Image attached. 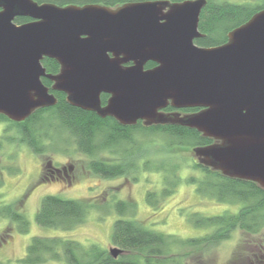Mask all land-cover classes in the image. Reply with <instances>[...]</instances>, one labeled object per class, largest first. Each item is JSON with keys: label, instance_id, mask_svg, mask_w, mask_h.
I'll use <instances>...</instances> for the list:
<instances>
[{"label": "water", "instance_id": "1", "mask_svg": "<svg viewBox=\"0 0 264 264\" xmlns=\"http://www.w3.org/2000/svg\"><path fill=\"white\" fill-rule=\"evenodd\" d=\"M207 0L60 6L0 0V113L23 121L57 97L123 125L179 124L214 139L193 148L201 163L264 187V9L206 47ZM17 16L31 20L17 24ZM44 57L60 64L47 73ZM149 61L155 66L146 68ZM129 62L131 64L127 65ZM109 94L106 104L101 95ZM197 108L166 113L164 108ZM118 257L123 249L110 248Z\"/></svg>", "mask_w": 264, "mask_h": 264}, {"label": "trees", "instance_id": "2", "mask_svg": "<svg viewBox=\"0 0 264 264\" xmlns=\"http://www.w3.org/2000/svg\"><path fill=\"white\" fill-rule=\"evenodd\" d=\"M35 1L60 6L100 4L116 8L128 2L155 0ZM262 9H264V0H207L199 22L203 36L197 38L195 42L206 47L222 45L228 41L229 33L233 29L246 23ZM30 20L31 18L26 16L15 18L17 24ZM42 63L47 73L56 74L60 70V64L54 58L44 57ZM129 64L131 62L127 65ZM155 65V62L149 61L145 67L150 68ZM42 80L57 97L56 104L37 108L23 121H14L0 113V123L4 125L1 140L25 143L35 153L44 156L47 150L50 152L53 149L51 146L56 140L55 135L61 137L65 144L69 137L74 140L79 152L89 156L87 168L93 174L104 178L134 174L135 179H138L136 172L140 167L138 158L146 157L140 153L153 150V147L157 146L154 143L157 138L167 142L164 146V141L158 150L163 153L161 157L164 158L163 156L167 154L168 159L172 160L181 150L193 151L195 147L214 142L213 138L204 135L198 129L179 124L146 125L139 120L134 125H123L112 116L101 117L94 111L72 105L67 100L65 92L52 88V80L46 77ZM101 99L103 104H106L108 94L103 93ZM169 109L174 107L169 105ZM198 109L184 108V110ZM148 160V158L144 160V169L148 167ZM179 166L182 167V164L173 163L172 169L175 170ZM190 167L197 173L187 179L197 185V192L219 202L239 207L236 212L226 210L215 215L193 212L190 217L191 222L196 227L208 229L206 233L181 237L152 229L131 217L136 207L134 202L118 199L115 203L118 216L114 219L111 233L113 246L123 249V253L118 257L111 255V247L108 249L98 243L87 245L71 237L36 235L27 245L26 254L20 262L22 264H46L51 261L62 264H186L188 249L215 246L223 240L230 239L235 231L241 230L246 235L244 244L254 249L250 255L248 254L249 256H246L245 264H264V243L260 241L252 243L255 241L252 238L264 231V187L253 180L227 176L219 169L199 160L192 161ZM57 168L61 167L55 166L51 161L44 163L41 181L64 178L50 176L49 172ZM158 171L163 172L162 169ZM1 180L0 178V184H2ZM173 186L174 184L169 188L161 189L160 197H157L155 191H148L146 195L148 203L157 205L161 197L173 192ZM93 208L97 211L109 209L108 206L100 205L96 201L47 194L40 201L36 221L42 226L71 230L84 223ZM0 214L18 222L22 233L28 232L29 220L12 204L1 208ZM242 262L243 259L235 264Z\"/></svg>", "mask_w": 264, "mask_h": 264}, {"label": "rangeland", "instance_id": "3", "mask_svg": "<svg viewBox=\"0 0 264 264\" xmlns=\"http://www.w3.org/2000/svg\"><path fill=\"white\" fill-rule=\"evenodd\" d=\"M4 125L0 123V140ZM67 136V135H66ZM55 135L53 149L44 156L35 153L25 143L3 139L0 146V209L12 204L23 212L29 220V230L22 233L19 223L11 221L0 214V264H22L27 245L36 235L65 236L75 238L84 244L98 243L108 249L113 246L111 233L114 219L118 216L115 203L118 199L130 200L136 207L131 217L155 230L181 237L202 235L208 231L204 227H196L191 222V214L199 212L204 215H215L238 210V205L219 202L210 196L197 192L196 184L187 179L197 173L190 165L198 157L193 151L181 150L177 156L162 158L158 150L164 144V139L157 138V146L153 150H140L139 169L128 176L104 178L93 174L88 168L89 156L78 151L76 143L67 138L66 144L61 137ZM150 145V144H149ZM167 145L165 141L164 146ZM66 151H65V150ZM151 152V153H150ZM148 158V167L144 169V160ZM51 161L55 166H66L64 178L41 181L43 164ZM179 163L182 167L172 169V164ZM159 168V169H158ZM163 170L158 171V170ZM168 182H165V181ZM173 192L160 198L157 205L148 203V191H155L160 197L161 189L172 185ZM47 194H57L63 198H76L96 201L108 206L106 210L91 209L86 221L74 229L39 225L36 212L40 201ZM9 230V231H7ZM245 234L241 230L233 233L230 239L223 240L215 246L190 248L187 251L186 264H235L254 250L244 244ZM252 243H264V231L255 235ZM251 240V241H252ZM256 250V249H255ZM249 254V255H248ZM46 264H62L55 261Z\"/></svg>", "mask_w": 264, "mask_h": 264}, {"label": "flooded vegetation", "instance_id": "4", "mask_svg": "<svg viewBox=\"0 0 264 264\" xmlns=\"http://www.w3.org/2000/svg\"><path fill=\"white\" fill-rule=\"evenodd\" d=\"M110 95L108 94V97H109ZM197 108H199V107H197ZM186 109V108H185ZM200 109V108H199ZM198 109V110H199ZM163 111L164 112H166V113H172V112H180V113H182V114H184V113H191V112H194V111H197V110H184V108L183 109H176V108H174V109H169V106L168 107H166V108H164L163 109ZM199 160V159H198ZM195 161H197V160H195ZM198 162V161H197ZM49 174H50V176H52L53 178L55 177H64L63 176V174H66V176L69 178L70 176H69V173H67V168H66V166H62L61 168H57L56 170H51V172H49Z\"/></svg>", "mask_w": 264, "mask_h": 264}]
</instances>
